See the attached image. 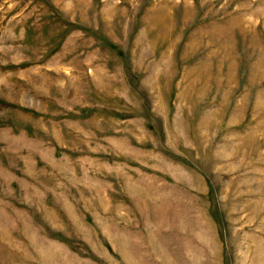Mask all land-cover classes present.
<instances>
[{
	"label": "rangeland",
	"instance_id": "1",
	"mask_svg": "<svg viewBox=\"0 0 264 264\" xmlns=\"http://www.w3.org/2000/svg\"><path fill=\"white\" fill-rule=\"evenodd\" d=\"M0 264H264V0H0Z\"/></svg>",
	"mask_w": 264,
	"mask_h": 264
}]
</instances>
